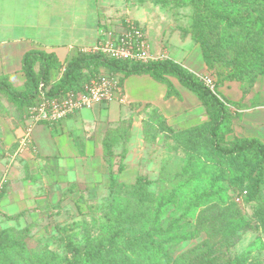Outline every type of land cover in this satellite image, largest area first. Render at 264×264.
I'll return each instance as SVG.
<instances>
[{"label": "rangeland", "instance_id": "rangeland-1", "mask_svg": "<svg viewBox=\"0 0 264 264\" xmlns=\"http://www.w3.org/2000/svg\"><path fill=\"white\" fill-rule=\"evenodd\" d=\"M16 1L19 5L12 4ZM97 1L101 14L111 21L113 29L118 26L123 30L128 22H132L148 36L149 44L154 49L151 53L152 60L160 56L158 51L162 42L169 46L173 44L175 39L169 37V34L173 37L174 33L190 37L198 44L201 43L199 40H202L211 48L205 57L206 71L216 78L219 85L224 81H234L239 84L244 95L256 91L259 95L264 93V75L256 74L250 77L247 72H244L240 76L233 77L232 65L229 62L239 48H235V43L228 45L223 42L221 46V40L233 30L237 31L236 28L232 31L223 26L203 28L195 18V8L190 4L180 3L179 0L177 2L166 0ZM13 2L5 4L4 0L0 1L4 4L0 9L4 13V18L15 22V16L20 15V11L24 8L21 6L25 1L14 0ZM65 27L63 24L60 25L61 32ZM51 32L52 28L43 33ZM25 33L26 30L19 28L18 31L12 30L11 34L21 36ZM193 41L190 42L193 43ZM184 44H186L182 45L184 49L189 48L190 51L192 48L190 43ZM57 77H52V80L54 81ZM218 84L216 91L220 94ZM26 112L27 107L20 111L5 96L0 95V128L5 123L11 126L21 123ZM73 116L75 114L68 118ZM65 119L52 125L37 124L45 126L47 132L54 136L63 130L62 122ZM155 123V127L145 135V150L142 152L146 156L143 158L145 164L141 169V176L145 178L146 183L142 186L140 184L120 185L101 195L80 200L79 204L66 202L65 206L59 205L49 208L48 211L46 209L45 212L34 214L33 218L11 221L0 214V228L8 226L13 231L10 239L2 236L0 264H68L73 260L74 248L80 251V255L101 252V259L107 260L105 264H154L147 257L148 252L144 257L138 252L130 251L126 248L124 240L117 241L114 252L112 240H110L113 232L119 231L118 228L123 226L129 228L130 232L144 230L154 223L156 211L163 203L158 223L167 226L170 220L181 216L174 232L191 233L195 228V217L202 213L203 209L205 210L206 205H199L192 216H183L182 213L187 203L198 201L207 194L217 193L220 189L224 194L220 201L223 204L215 202L219 203L223 210L225 204L233 206L248 222V228L237 233L238 238L232 248L231 258L233 255L245 256L243 264H264V163L260 155L254 151L247 152L238 161L241 165L240 169L236 168L233 171L230 170L229 165L224 164L222 168H225L227 173L224 171V179L221 176L217 189H214L207 179L210 180L217 176L220 169L207 162L203 153H197L194 157L190 149L184 150L183 146L175 143L171 133L159 131L160 123ZM34 125L31 127L30 137H32ZM174 130L179 129L174 127ZM225 137V143L233 139L228 132L225 133ZM20 138L15 142L16 145L11 148L12 150H8V146H1L0 190L4 185L9 163L16 161L24 152H18ZM206 146L211 151L212 148L207 140L204 141V147ZM196 174L200 176L194 178ZM232 178L239 182V186L241 181L243 186H247L248 193L244 200L236 201L235 196L240 189L232 186L230 183ZM119 213L121 215L119 218L126 215L127 221H118L116 214ZM204 214L208 215V212L204 211ZM208 224L206 223V227L211 230L213 226H208ZM215 236L219 238V235ZM205 238H207V233L200 232L193 239L168 243L167 248L176 257ZM81 264L93 263L81 261Z\"/></svg>", "mask_w": 264, "mask_h": 264}, {"label": "crops", "instance_id": "crops-1", "mask_svg": "<svg viewBox=\"0 0 264 264\" xmlns=\"http://www.w3.org/2000/svg\"><path fill=\"white\" fill-rule=\"evenodd\" d=\"M13 1L4 0L5 4ZM24 1L20 15L15 16L16 24L4 18L0 9V74L7 75L17 89L24 88L21 60L28 50L54 53L64 65L76 54L92 50L106 30L122 31L118 26L113 29L111 21L104 18L97 0ZM2 6L4 4L0 3ZM61 24L66 26L62 32ZM19 28L26 33L12 36V30ZM51 28V33H43ZM174 34V37L169 34L175 39L171 46L162 42L158 58H172L197 75L209 74L200 45L190 37ZM184 43H190V51L184 49ZM152 49L150 46L151 53ZM212 78L217 87L216 78ZM169 86L177 94H169ZM218 88V94L233 109L231 137L254 138L264 144V93L259 95L256 91L244 95L234 81H224ZM117 94L118 98L108 103L67 117L62 122L63 130L54 136L45 126L34 125L28 149L6 169L4 193L0 198L3 218L13 217L14 221L33 218L34 214L48 211L55 204H79L80 200L108 192L110 172L117 174L120 183H135L145 164L146 155L142 152L148 132H144V120L152 111L159 114L167 126L177 129L208 119L199 98L173 76L159 81L148 74H129L123 78ZM253 101L257 104L251 106ZM23 127L24 120L15 126L3 124L0 150L5 146L12 150ZM109 136L111 154L106 156L104 140ZM120 163L124 168L117 172Z\"/></svg>", "mask_w": 264, "mask_h": 264}, {"label": "trees", "instance_id": "trees-1", "mask_svg": "<svg viewBox=\"0 0 264 264\" xmlns=\"http://www.w3.org/2000/svg\"><path fill=\"white\" fill-rule=\"evenodd\" d=\"M159 1V0H150ZM178 1V0H166ZM180 3L190 4L195 8V18L199 21L203 28L223 26L233 30L231 34L221 40L228 45L234 44L235 48H239L235 56L229 62L232 65L233 77L240 76L247 72L252 77L256 74L264 75V0H179ZM202 28V29H203ZM198 41V40H197ZM204 61L207 57L206 53L211 48L199 40ZM21 71L25 76L24 88H15L7 75L0 74V95L5 96L9 102L22 111L23 108L32 105L41 92L49 96H56L66 93L70 90H79L82 84L92 75H96L101 71H109L115 73L119 77V83L129 74H148L155 80L166 81L167 76L177 78L179 83L190 89L201 101L208 114V119L198 125L174 130L173 127L167 126L162 117L155 111L150 112L144 120V132H148L156 123H160L159 131L171 133L175 143L183 146L184 150L190 149L193 155L203 153L205 160L215 165L220 172L213 179H207L214 189L219 182L224 179L223 173L226 170L222 168L224 164L229 165L230 170L240 169L238 162L247 152L254 151L260 155L264 163V144L254 138L233 137L225 143V133H230L232 128L233 112L226 105V101L218 92H211L200 80L199 75L193 73L180 63L169 57H160L146 63L109 59L99 52L78 53L71 57L64 65H61L54 53H47L41 50H28L22 56ZM61 69V70H60ZM58 71H60L58 73ZM58 76L52 80V77ZM169 94L175 93L169 86ZM251 102L250 105H256ZM24 116V125L26 120ZM224 128V129H223ZM223 129V130H222ZM124 134V133H123ZM208 141L211 146L204 147V141ZM208 148V149H207ZM189 154V152H187ZM104 154H111V137L104 140ZM124 157V151L121 153V159ZM196 157V155L194 156ZM226 167V166H225ZM124 165H118L117 172L122 171ZM200 176L196 174L195 177ZM109 189L114 190L118 186L128 184L120 183L117 174L110 172ZM142 177V178H141ZM198 179V178H197ZM142 181V182H140ZM143 176H138L135 183L141 186L146 183ZM186 181V180H185ZM230 183L232 186L238 187L240 190L236 195L241 196V200L247 196V186L242 185L232 178ZM129 184V185H133ZM217 193H210L195 202H188L186 209L182 215H193L195 209L205 204V210L195 217L194 230L191 233H176V227L179 219L170 220L167 226L158 223L159 214L164 204L160 205L154 217V223L134 232L129 228H118L110 237L111 244L116 251L117 241L124 240L126 248L130 251L138 252L144 256L148 252V258L154 264H243L245 256L233 255L231 258L232 248L238 238V231L246 230L248 222L241 216L240 212L233 206L224 205L223 208L215 201H222L224 197L223 190ZM4 193V186L0 190V198ZM174 200V199H173ZM172 202L171 200H169ZM236 203L235 200H233ZM221 203V202H220ZM223 204V203H221ZM58 204L53 207H58ZM221 209H220V208ZM208 212V215L204 214ZM1 214V213H0ZM116 214L117 220L121 222L127 221L126 215ZM6 219L14 218L6 216ZM16 219V218H15ZM18 220V218H17ZM14 221V220H13ZM218 222V223H216ZM206 223L213 227L209 230ZM264 224V220H263ZM215 225V226H214ZM13 232L8 226L0 228V246L2 245V236L6 239L12 238ZM207 233V238L196 243L192 248L180 253L174 257L168 250V243H176L182 240L193 239L198 233ZM219 235V238L215 235ZM120 239V240H119ZM73 260L68 264H81L82 262H90L93 264H105L107 260L101 259V252L83 253L74 248ZM145 257V256H144Z\"/></svg>", "mask_w": 264, "mask_h": 264}, {"label": "built area", "instance_id": "built-area-1", "mask_svg": "<svg viewBox=\"0 0 264 264\" xmlns=\"http://www.w3.org/2000/svg\"><path fill=\"white\" fill-rule=\"evenodd\" d=\"M89 52H99L109 59L141 63L153 59L147 36L132 22H128L120 32L106 30L99 38L97 45ZM199 78L211 92H216V84L211 75L203 74L199 75ZM120 87L117 74L101 71L89 77L79 90H70L56 96L41 92L37 100L27 108V118L19 140L18 152L28 149L31 142L30 131L34 124L52 125L80 110L108 103L118 98L117 93ZM226 105L230 106L228 103ZM235 199L239 201L241 196L237 195Z\"/></svg>", "mask_w": 264, "mask_h": 264}]
</instances>
